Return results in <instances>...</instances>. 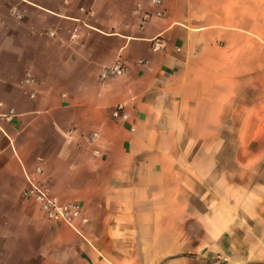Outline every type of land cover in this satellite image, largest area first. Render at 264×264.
<instances>
[{
  "label": "crops",
  "instance_id": "1",
  "mask_svg": "<svg viewBox=\"0 0 264 264\" xmlns=\"http://www.w3.org/2000/svg\"><path fill=\"white\" fill-rule=\"evenodd\" d=\"M118 57L124 76L101 82ZM10 108L0 264H264L257 246L244 263L230 253L242 229L227 210L249 184L227 186L220 164L235 157V176L264 157V0H0V114ZM38 163L40 184L81 204L78 231L23 197Z\"/></svg>",
  "mask_w": 264,
  "mask_h": 264
},
{
  "label": "built area",
  "instance_id": "2",
  "mask_svg": "<svg viewBox=\"0 0 264 264\" xmlns=\"http://www.w3.org/2000/svg\"><path fill=\"white\" fill-rule=\"evenodd\" d=\"M155 4H160L161 0H151ZM12 13L17 17L21 18L22 15L17 9L12 8ZM155 15L162 16L161 10H157ZM48 35L51 37L56 36L54 30H48ZM76 37V32H73L71 38ZM152 50H161L164 46V37L162 35H157L151 39ZM142 62V61H139ZM126 71V67L120 57L116 61L107 67H104L99 74V79L101 82L110 78H120L123 77ZM35 83V78L29 72H27L21 79V85L24 92L28 95L30 99L35 97L34 91H32V86ZM117 116V111L114 113ZM16 116L14 108H10L6 113L0 114V119L5 122H10ZM0 131L3 132L0 126ZM98 132H90L82 135V138L89 144H94L98 139ZM94 155L98 154L97 150L93 151ZM41 161V159H39ZM43 172L42 165L38 163L34 169L26 175V187L24 188L22 195L24 198L34 200L42 210L45 218L52 222H59L68 225L74 230L78 231L77 224H87L88 219L83 213L82 206L78 202H67L61 201L57 196L52 194V192L46 186L39 183V176ZM215 264H218L216 262Z\"/></svg>",
  "mask_w": 264,
  "mask_h": 264
},
{
  "label": "rangeland",
  "instance_id": "3",
  "mask_svg": "<svg viewBox=\"0 0 264 264\" xmlns=\"http://www.w3.org/2000/svg\"><path fill=\"white\" fill-rule=\"evenodd\" d=\"M220 149L224 147L220 146ZM227 148V147H226ZM244 158H241L243 163ZM236 158L233 156H225L220 159V164L224 167V179L227 186L233 184L235 181L240 179L241 184H249L251 191L256 189V195H253L251 200L246 199L249 187H245L242 191L241 198L244 201L242 204L237 206H231L227 210L229 216H233L235 213L236 219L241 220L240 228L242 229L238 235H229V241L231 242L232 248L230 253L235 258H239L242 263L249 260L248 250L252 248H260L258 251L264 250V157L251 158L249 170L243 171V173L232 175V172L238 168L235 163ZM243 167V165H241ZM245 168V167H244ZM245 168L244 170H246ZM244 193V194H243ZM256 197V198H255ZM232 213V214H231ZM232 219V218H231ZM179 256L178 254L176 257ZM218 262L220 259L214 260L213 264Z\"/></svg>",
  "mask_w": 264,
  "mask_h": 264
}]
</instances>
